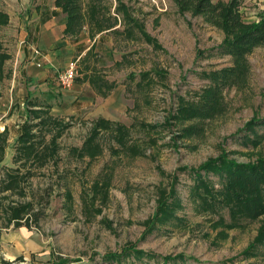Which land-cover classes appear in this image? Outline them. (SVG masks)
I'll return each mask as SVG.
<instances>
[{
  "label": "rangeland",
  "instance_id": "1",
  "mask_svg": "<svg viewBox=\"0 0 264 264\" xmlns=\"http://www.w3.org/2000/svg\"><path fill=\"white\" fill-rule=\"evenodd\" d=\"M54 2L0 0L5 15L0 18V133L8 129L0 154V215H8L5 207L12 215L10 207L30 202L31 208L15 218L14 229L48 240L39 253L7 264H119L106 257L122 253L125 246L153 257L126 254L122 264H264V241L258 238L264 215L238 217L232 203L207 208L193 196L191 170L221 155L223 148L241 162L264 158V140L256 148L243 143L249 132L245 126L255 117L264 118V44L249 54L247 87L224 91L226 112L203 122L189 120L181 116V108L199 99L209 83L205 71L232 64L219 48L225 32L202 16L180 12L173 0H83L85 31L91 38L86 46L101 38L88 57L80 56V75L72 87L54 81L51 94L44 89L38 93L36 83L28 84L23 76L24 44L28 30L45 17L64 22L62 11L52 15ZM263 9L264 0H242L247 22L259 20ZM143 30L161 47L145 39ZM147 71L154 82L141 91L137 83ZM103 80L116 85L101 90ZM28 89L34 91L31 103ZM32 109L40 110L39 116ZM101 118L111 120L113 127L124 125L126 143H118V126L102 129L92 145L100 152L82 154L93 123ZM40 119L48 121L46 127ZM54 119L69 126L58 137L53 156L48 149L59 129ZM26 122L36 123L32 140L47 156L30 157L20 149L18 135ZM194 124L202 126L201 133L189 137L180 132ZM19 171L24 193L19 186L4 192L10 175ZM214 180L219 188L220 181ZM160 198L168 200L162 212ZM167 256L176 258L166 261Z\"/></svg>",
  "mask_w": 264,
  "mask_h": 264
},
{
  "label": "trees",
  "instance_id": "2",
  "mask_svg": "<svg viewBox=\"0 0 264 264\" xmlns=\"http://www.w3.org/2000/svg\"><path fill=\"white\" fill-rule=\"evenodd\" d=\"M83 0H55L56 7L65 14L67 35H79L85 29L87 23L86 15L83 11ZM178 6L180 12H190L191 14L202 16L209 24L222 29L225 32V39L222 41L221 53L231 57L232 64L229 66L220 67V69H212L205 71V77L209 79V83L206 84L198 100H192L183 105L181 108V116L187 117L189 120H199L203 122L210 119H215L221 114H224L227 110L228 102L225 100L224 91L227 88L238 87L240 89L246 88L248 80L251 74V62L249 54L257 47L264 44V9L260 14L259 20L246 21L244 14L241 11L242 0H173ZM3 12L0 10V18L3 16ZM125 15V14H124ZM5 16V15H4ZM129 15L126 14L125 17ZM134 24L138 23L135 20L128 17ZM103 21V20H102ZM101 26L100 23H98ZM103 26V24H102ZM102 28V27H101ZM98 31V30H97ZM144 31V30H143ZM150 43L161 47L157 42V39L152 37L147 31L143 32ZM142 78L138 81L137 86L142 91L147 87H150L154 82L150 71L140 73ZM99 85L101 90L106 87L108 90H112L115 87V83H108L106 80L101 81ZM30 112H34L36 116L40 113V110L32 109ZM47 119V118H46ZM46 119H40V123L46 127L48 121ZM176 119V118H175ZM56 126H59L58 132L52 139V144L49 147V152L56 154L57 140L61 136L62 131L69 126V124L63 125L62 121L53 120ZM39 123V124H40ZM36 123L33 125L35 126ZM32 124L26 122L23 125L21 134L18 135L20 149L24 151L25 155H33L39 157L47 156V153H40L36 149V143L32 140L34 133L32 132ZM91 136L86 139L83 146L82 154L95 156L100 152L99 147H92L96 136L103 129L111 130L117 127L116 138L118 143H126V127L124 125L116 124L113 127V122L109 119H98L93 123ZM261 129V130H260ZM203 130L199 124L193 126H184L180 132L184 136L192 137L201 133ZM247 132L243 137V143L250 148L258 147L264 140V118L255 117L245 126ZM8 129L5 128L0 133V154L3 155L5 149V143H7L8 137L5 136ZM263 131V132H260ZM29 157V158H30ZM2 158V157H1ZM4 158L0 159L2 162ZM194 172V185L192 187L193 196L195 199H199L207 208L217 209L223 206L225 203H232L235 207L234 213L238 217H245L250 220L260 218L264 215V158L260 157L252 162H241L238 159H233L224 150L218 157L208 159V162L202 164L199 168L191 169ZM217 177L221 186L215 187L214 178ZM23 175L20 173L10 175V179L4 184L3 191L15 190L20 185L18 180ZM22 186V185H21ZM19 186L18 191L24 193V187ZM176 187H171V196L176 195ZM0 201V206H1ZM160 211L166 210L168 207V200L160 198L159 200ZM32 204L30 202L24 203L19 207H10L12 210L13 218H20L21 214L30 209ZM6 211V210H5ZM160 211L156 212L151 218V228L156 223V220L160 216ZM169 216V215H168ZM167 216V218H168ZM166 218V219H167ZM153 222V223H152ZM150 228V229H151ZM261 235L258 237L260 241H264V228L261 230ZM122 253L112 252L106 258L112 261L118 260L119 264H122V259L126 254H131L135 259H139L146 255L152 258L153 255L147 253L143 249H136L133 247L125 246ZM184 255L180 256L181 259ZM176 257L167 256L168 259H175ZM166 264V263H165Z\"/></svg>",
  "mask_w": 264,
  "mask_h": 264
},
{
  "label": "crops",
  "instance_id": "3",
  "mask_svg": "<svg viewBox=\"0 0 264 264\" xmlns=\"http://www.w3.org/2000/svg\"><path fill=\"white\" fill-rule=\"evenodd\" d=\"M51 8L53 16L58 15L61 11L59 7H56L55 2ZM51 18L45 17L43 22L36 25L35 28H30L26 33L27 37L24 44L23 57L26 62L23 64V76L28 80V84L36 83L34 90L38 93H40V89H44L51 94L54 89L53 82L55 81L56 84L57 81V85L59 86L57 74L68 66L69 61L75 59L78 62L82 55H85V58L88 57L95 49L98 38H101V36H97L91 46H86L88 40H91V38H88L89 35L85 29L79 35H67L65 33L66 19L64 18V22H56L55 20H48ZM104 30L106 29L102 31ZM102 31H96L95 33L100 34ZM34 45H37L42 51L36 56V50H34L36 47ZM34 56L36 61L32 60ZM37 60L39 61L37 62ZM79 67L80 64L78 62V75H80ZM81 73L86 75L83 72ZM27 93H29L27 103H31L30 100L34 91L28 89ZM4 210H6L8 215L4 213L0 215V222L2 220L6 222V226L0 227V260L3 259L5 261L4 263L7 264L10 260L17 259L22 255L26 256L32 253H39L45 249L43 243L45 245L48 240L43 238L44 236L35 234L34 238L28 230L20 229L18 231V229H14L16 219L13 218V215H9L10 213L7 207ZM42 253H47V251Z\"/></svg>",
  "mask_w": 264,
  "mask_h": 264
},
{
  "label": "built area",
  "instance_id": "4",
  "mask_svg": "<svg viewBox=\"0 0 264 264\" xmlns=\"http://www.w3.org/2000/svg\"><path fill=\"white\" fill-rule=\"evenodd\" d=\"M37 54H40V50H36ZM78 75V62L77 60L69 61L68 66L59 72L58 80L59 84L64 88H70L74 85ZM22 264V263H21Z\"/></svg>",
  "mask_w": 264,
  "mask_h": 264
}]
</instances>
